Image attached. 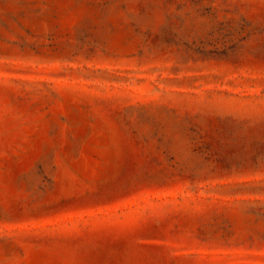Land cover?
Returning <instances> with one entry per match:
<instances>
[{"label": "rangeland", "instance_id": "1", "mask_svg": "<svg viewBox=\"0 0 264 264\" xmlns=\"http://www.w3.org/2000/svg\"><path fill=\"white\" fill-rule=\"evenodd\" d=\"M0 264H264V0H0Z\"/></svg>", "mask_w": 264, "mask_h": 264}]
</instances>
